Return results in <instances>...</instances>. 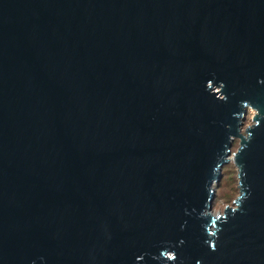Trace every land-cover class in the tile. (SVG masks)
<instances>
[{
    "label": "water",
    "instance_id": "obj_1",
    "mask_svg": "<svg viewBox=\"0 0 264 264\" xmlns=\"http://www.w3.org/2000/svg\"><path fill=\"white\" fill-rule=\"evenodd\" d=\"M0 264H264V0H0Z\"/></svg>",
    "mask_w": 264,
    "mask_h": 264
},
{
    "label": "rangeland",
    "instance_id": "obj_2",
    "mask_svg": "<svg viewBox=\"0 0 264 264\" xmlns=\"http://www.w3.org/2000/svg\"><path fill=\"white\" fill-rule=\"evenodd\" d=\"M250 111L248 110L245 118L243 120L242 128L250 124ZM238 146V139L235 137L231 144V151H234ZM216 188V198L213 203L214 210H222L226 204H231L233 198L238 193L237 188V176L236 168L232 162L229 160L221 166V175L218 180V184H215Z\"/></svg>",
    "mask_w": 264,
    "mask_h": 264
}]
</instances>
